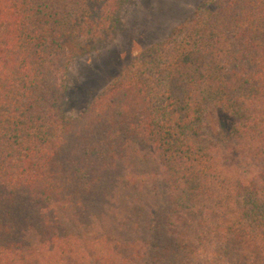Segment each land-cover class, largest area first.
I'll use <instances>...</instances> for the list:
<instances>
[{
    "label": "trees",
    "instance_id": "obj_1",
    "mask_svg": "<svg viewBox=\"0 0 264 264\" xmlns=\"http://www.w3.org/2000/svg\"><path fill=\"white\" fill-rule=\"evenodd\" d=\"M120 0H0V264H264V0H203L79 115L68 38ZM258 172L194 132L206 112Z\"/></svg>",
    "mask_w": 264,
    "mask_h": 264
},
{
    "label": "rangeland",
    "instance_id": "obj_2",
    "mask_svg": "<svg viewBox=\"0 0 264 264\" xmlns=\"http://www.w3.org/2000/svg\"><path fill=\"white\" fill-rule=\"evenodd\" d=\"M202 2L120 0L115 25L95 38H68L66 46L72 55L61 78L66 90L62 112L68 117L79 115L125 70H156L161 61L152 52L154 45L192 18ZM194 137L200 144L219 148L225 163L237 166L244 176L258 172L249 161L232 151L226 126L212 109L203 115Z\"/></svg>",
    "mask_w": 264,
    "mask_h": 264
}]
</instances>
